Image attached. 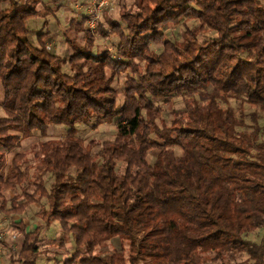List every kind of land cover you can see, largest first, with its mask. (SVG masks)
I'll list each match as a JSON object with an SVG mask.
<instances>
[{"label":"trees","instance_id":"16d2710c","mask_svg":"<svg viewBox=\"0 0 264 264\" xmlns=\"http://www.w3.org/2000/svg\"><path fill=\"white\" fill-rule=\"evenodd\" d=\"M7 1L0 217L24 237L20 250L7 248L10 264H39L54 221L73 239L62 264H264V0L123 2L103 11L97 34L113 38L96 52L87 14L70 19L85 41L68 39V56L47 47L51 30L28 36L36 0ZM125 71L119 103L113 82ZM180 96L184 106L167 110L163 102ZM230 99L252 106L250 124ZM93 115L115 117L113 140L77 133ZM50 124H66V134L39 142L34 165L17 152L6 171L3 155ZM33 203L32 225L18 220ZM108 241L118 246L95 251Z\"/></svg>","mask_w":264,"mask_h":264},{"label":"rangeland","instance_id":"374dc122","mask_svg":"<svg viewBox=\"0 0 264 264\" xmlns=\"http://www.w3.org/2000/svg\"><path fill=\"white\" fill-rule=\"evenodd\" d=\"M43 1H46V0H43ZM52 1L49 0L48 5L54 10L56 9L55 7L58 4L56 5L54 1L53 2ZM56 1L57 3L61 2V0H56ZM6 2L7 1L5 0H0V9L5 7ZM123 2L127 6H132L133 5L132 3L134 2V0H114L113 9L110 11L108 10L107 11L113 14H116L120 10V7L122 6ZM63 3H65V5H67L69 9L73 10V12L76 9L74 7L76 4V0H66V1L64 0ZM67 11L68 10H65L63 14H61L55 20L52 14L44 15V12H45L44 10L43 12L39 14L38 17L28 21V26L30 28V32L28 36H30L31 39L34 40V42H36V37H37L36 35L38 32L46 31L47 28L51 31H56L57 33L55 34L56 35L55 39L52 41V43H49L47 47L49 49H52V51L57 54H63V55L68 56L72 53L71 47L73 46H71L69 41H64L65 40L63 37L64 35L63 36L60 35L61 33L63 34L67 32V38L74 39L75 41H77L76 43L72 45H77V47L81 48L82 47L81 44H84V41H85L84 34L82 32H76L73 29L70 30L69 25H68L69 14H67ZM74 15L76 16V18L81 17V14L77 13L76 10L74 12ZM193 22L194 21L191 19L187 23H189V25L191 26L194 24ZM178 27L181 28L182 24L180 23L179 26L173 23L169 25V28L171 29H176ZM93 34L95 37L96 36L97 37H96L95 45L93 46L92 49H89L90 51L96 52V48L104 49L105 47L110 45V41L113 38L112 34L108 38L100 37V35L97 34V31ZM152 44H153L154 49L158 47L157 46L158 44L156 43H152ZM133 61L136 64H139L141 69H143L146 64V62L142 58H139V56L134 57ZM64 69L66 70L68 69L67 65H65ZM126 73H127L126 71L120 72L117 78L113 82L114 86L119 91V96H118L119 103L123 102L122 99H123L124 90H125L124 82L126 79ZM3 98H4V90H3L2 85L0 84V115L4 114V110L2 108ZM169 98H170L169 101L163 102L165 103L167 110L169 111L177 110V109H181L184 106L183 97L180 96V97H169ZM223 103L227 106L232 107L233 109H236V112L238 114H240L243 110L247 115L245 117L246 122H248L249 124L251 123V117L248 114L249 112H251V110H253L252 106L244 105V107L242 106V108H240V104L238 103L236 99H230L227 102L223 101ZM261 123L264 124V118ZM76 127H77L76 128L77 133L79 135L85 137L87 141L93 140L95 142L97 141L101 142V140H106V139L113 140L117 132V127L115 125V117L105 118L100 121L98 120V117L96 115H93L92 117L88 118L86 121L77 123ZM67 128L68 126L66 124H50L46 130V133L44 134L39 130H34V132H32L30 135H27L24 137L22 136L19 141V145L16 146L14 149H12L10 152H6L3 155L4 160L6 162V171L9 169L12 163L13 157L17 154V152L24 153V156L21 155L22 156L21 158H25V160H27L28 165H34V162H36V158H34V153H35V150L38 148V147L36 148L37 144L43 140L58 139V138L63 137L66 134ZM263 139H264V136H263ZM151 153L152 154L149 158L150 162L153 160L152 156L156 155V151H152ZM5 193L9 195L10 191H6ZM26 209H28L27 212H25L26 214L22 213L20 215H16L17 219L20 220L23 216L24 220L29 225L30 224L32 225L33 220H36L35 213L38 210V206L33 203L29 205ZM2 219L5 220V223H7V221L10 220L8 216L7 217L2 216ZM14 233H17V232L9 231V233H7L4 239L6 240L7 243H9L7 246L8 248L12 247L11 245H13V247L15 248L14 251L15 250L18 251L22 247L24 237L23 235L21 234L19 235L18 233L16 234L17 236H13ZM252 236H255V234ZM42 237L43 238L40 242V247L42 249V252H41L42 255L38 259L39 264H62L63 263L62 258L65 257L66 252L73 250V248L71 247L73 244V239L71 240V236L68 235V233H64L63 229L61 228L60 224L57 221H54L53 223L50 224V226L45 227V229L43 230ZM2 246L4 245L0 244V247H1L0 264H10V260H9L10 258L8 255L10 254V251L8 253V249ZM117 246H118L117 241H110V242L108 241L107 243L102 245L100 248H97L95 251L97 253L100 250L110 251ZM125 249L128 250L127 245L125 246ZM15 257H16V254H15ZM244 257H245V254H243L239 258L242 259Z\"/></svg>","mask_w":264,"mask_h":264},{"label":"built area","instance_id":"2783aa9c","mask_svg":"<svg viewBox=\"0 0 264 264\" xmlns=\"http://www.w3.org/2000/svg\"><path fill=\"white\" fill-rule=\"evenodd\" d=\"M113 1L114 0H86L88 16L86 19V25L92 33L96 32V27L103 11L105 9L108 11L113 9ZM7 233H9L8 221L5 223V220L0 217V239H4ZM13 236H16V234L14 233Z\"/></svg>","mask_w":264,"mask_h":264},{"label":"crops","instance_id":"0c3cea01","mask_svg":"<svg viewBox=\"0 0 264 264\" xmlns=\"http://www.w3.org/2000/svg\"><path fill=\"white\" fill-rule=\"evenodd\" d=\"M5 1H7V0H5ZM37 1V8L40 10V13L41 12H43L44 10H45V12H44V15H46V14H52L53 15V17H54V19L56 20V18H58L61 14H63V12L65 11V10H68L67 11V14H69V20L70 19H72L73 17H75L76 18V16L74 15V12H75V10L77 11V13H80L81 14V17L83 16V15H85V14H87V4H86V0H76V4H75V10H74V12H73V10H71V9H69L68 7H67V5H65V3L62 5V6H60V7H58V5L57 4H60L61 2H58L57 3V1L56 0H53L54 1V3L57 5L55 8L56 9H52L49 5H48V2H49V0H46V1H43V0H36ZM50 1H52V0H50ZM52 1V2H53ZM62 1V0H61ZM66 1V0H65ZM63 2H64V0H63ZM10 4H9V1H7L6 2V4H5V7H8ZM57 11V12H56ZM49 12H51V13H49ZM80 17V18H81ZM68 20V25H69V21ZM54 21V20H53ZM69 28H70V26H69ZM48 29V28H47ZM70 30H72L71 28H70ZM57 32L56 31H52V33H51V35H52V37H53V40L55 39V34H56ZM60 35H64L63 37H64V41H69L68 39H70V38H67V32H65V33H61ZM70 42V41H69ZM50 43H52V42H50ZM70 44H71V42H70ZM62 55V54H61ZM2 245H4V244H2ZM2 247H5L6 249L8 248L7 246H2Z\"/></svg>","mask_w":264,"mask_h":264}]
</instances>
